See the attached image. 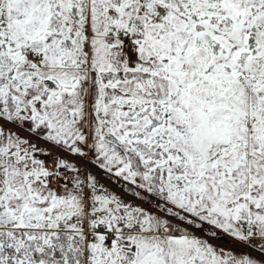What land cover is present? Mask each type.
Listing matches in <instances>:
<instances>
[{"label":"snow or ice","instance_id":"1","mask_svg":"<svg viewBox=\"0 0 264 264\" xmlns=\"http://www.w3.org/2000/svg\"><path fill=\"white\" fill-rule=\"evenodd\" d=\"M0 264H264V0H0Z\"/></svg>","mask_w":264,"mask_h":264}]
</instances>
